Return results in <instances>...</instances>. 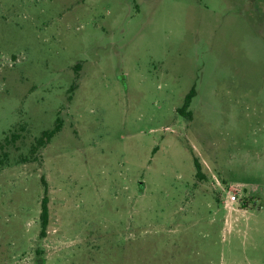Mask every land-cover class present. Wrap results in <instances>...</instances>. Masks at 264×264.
I'll use <instances>...</instances> for the list:
<instances>
[{
	"label": "rangeland",
	"instance_id": "rangeland-1",
	"mask_svg": "<svg viewBox=\"0 0 264 264\" xmlns=\"http://www.w3.org/2000/svg\"><path fill=\"white\" fill-rule=\"evenodd\" d=\"M0 145V264H264V0H0Z\"/></svg>",
	"mask_w": 264,
	"mask_h": 264
},
{
	"label": "trees",
	"instance_id": "trees-1",
	"mask_svg": "<svg viewBox=\"0 0 264 264\" xmlns=\"http://www.w3.org/2000/svg\"><path fill=\"white\" fill-rule=\"evenodd\" d=\"M196 96V91L193 89L189 95L186 97V100L183 104V107L178 110V113L185 117L188 118L189 120H192V112L189 111V108L191 107L192 100ZM61 121L60 119L57 120V123L55 127L51 130H46L42 133V135L36 140L34 145L32 146L30 150L31 157L33 159H36L37 154L45 148L51 141L52 139L61 132ZM14 140H16V135H13ZM10 141V140H9ZM12 141V140H11ZM8 153L6 151L5 145H0V168L4 167L7 165L8 162ZM196 166L198 168V171H200L201 166L199 161L196 159ZM49 198L46 195L42 201V211H41V226H42V237L46 235L47 228L49 226L50 222V209H49Z\"/></svg>",
	"mask_w": 264,
	"mask_h": 264
},
{
	"label": "built area",
	"instance_id": "built-area-1",
	"mask_svg": "<svg viewBox=\"0 0 264 264\" xmlns=\"http://www.w3.org/2000/svg\"><path fill=\"white\" fill-rule=\"evenodd\" d=\"M238 200V195L236 193H234V195H232L230 198L227 199L226 201V208L228 210L231 209V206L235 203H237Z\"/></svg>",
	"mask_w": 264,
	"mask_h": 264
}]
</instances>
